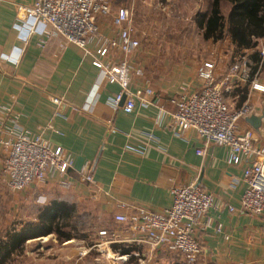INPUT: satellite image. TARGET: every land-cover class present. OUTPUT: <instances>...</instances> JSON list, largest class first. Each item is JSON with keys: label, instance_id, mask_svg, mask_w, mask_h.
<instances>
[{"label": "crops", "instance_id": "crops-1", "mask_svg": "<svg viewBox=\"0 0 264 264\" xmlns=\"http://www.w3.org/2000/svg\"><path fill=\"white\" fill-rule=\"evenodd\" d=\"M26 1L0 0V109L12 108L19 125L32 137H44L53 148L62 147L70 153L75 164H83L81 169L74 166L64 176L34 182L22 191L12 192L3 173L6 156L0 144V185L3 180L14 202L34 197L45 202L44 207L59 202L70 210V223H77L79 213H83L87 220L83 222L89 221L91 226L77 229L72 241L79 238L93 242L100 239V230L108 231L106 240L113 243H104L102 250L110 258L95 252L101 257L89 256L90 263L87 260L74 264H136L134 253L147 257L153 264H183L178 253L163 247L151 249L140 242L141 236L130 225L118 223L115 216L131 215L139 209L163 213L173 205L174 188L194 184L215 196V206L207 213L213 227L196 233L202 247L197 264H264V214L252 216L240 211L246 189L243 170L249 160L241 166L231 165L230 149L217 144L199 155L197 150L204 145L195 131L179 135L172 130V113L177 106L171 100L185 91L201 92L198 65L157 52L153 49L155 44L144 41L143 33L134 24L141 45L127 59L131 66L143 70L145 81L140 84L152 94L147 95L148 103L138 101L134 111L126 113L124 102L119 107L113 103L120 86L103 79L93 63L94 45L84 49L62 36L48 39L42 33L33 34L26 41L22 39V30L29 27V20L19 13L17 6ZM211 3L209 0L207 9L196 13L210 11ZM222 11L229 13L228 2L222 1ZM99 24L101 36H116L111 17L99 19ZM224 41L237 53L248 55L253 65L259 62L264 39L254 49L243 51H237L229 38ZM21 52L18 62L10 60L17 59ZM256 52L257 59L253 57ZM123 57L116 55L117 60ZM237 58L227 65L220 59L207 61L215 62L216 76L222 78ZM260 82L264 84V72ZM224 99L232 110L249 100L256 114H264V93L252 91L249 83L234 86L225 92ZM240 129H252L255 145L264 147V120L260 130H256L244 119ZM86 167L95 184L82 180ZM231 206L236 211L231 212ZM218 224H222L221 232L214 228ZM6 237L7 234L5 238L1 235L0 242ZM118 253L130 256L129 261L118 259Z\"/></svg>", "mask_w": 264, "mask_h": 264}, {"label": "built area", "instance_id": "built-area-1", "mask_svg": "<svg viewBox=\"0 0 264 264\" xmlns=\"http://www.w3.org/2000/svg\"><path fill=\"white\" fill-rule=\"evenodd\" d=\"M17 9L29 20V27L22 30L25 41L33 34L42 33L48 39L62 36L84 49L89 44L94 45L93 63L100 69L102 78L120 86L113 100L115 107L125 99L123 109L132 113L138 101L148 103L147 95L152 92L140 84L145 81V74L141 68L131 66L127 59L141 45L136 37L132 8L114 10L108 0H27ZM108 17H111L115 37L101 36L98 32L99 19ZM118 53L124 55L120 60L116 59ZM19 56L18 53L17 59L10 60L18 62ZM263 72L264 48L260 50L256 65L248 55H241L222 78L216 76L215 62L205 61L197 67V76L203 83L201 92L189 94L185 91L178 99L171 100L177 106L172 113V130L179 135L187 130L195 131L204 145L197 150L199 155H204L210 145L217 144L230 149L231 165L241 166L249 160L243 170L246 189L241 197L240 211L252 216L264 214V147L255 145L252 129H240V122L253 111V105L247 100L240 108L232 110L224 94L241 83H249L252 91L264 93V84L260 82ZM55 101L60 103L59 99ZM0 114V144L6 156L3 173L12 192L22 191L34 182L44 183L57 175L64 176L74 168L75 159L70 153L62 147L53 148L42 136L32 137L19 125L18 115L12 108L3 106ZM82 180L95 184L88 167L82 173ZM172 193L173 205L163 213L139 209L131 215L118 214L115 220L130 225L141 236L139 241L151 249L167 248L178 253L183 264H197L202 247L196 233L213 227L207 213L215 206V196L194 184L176 187ZM229 209L236 211L232 206ZM214 228L221 232L222 224ZM108 236L107 230H100L99 240H78L80 254L97 251L102 257L110 258L109 253L104 256L102 250L104 243H113L111 239L106 240ZM74 242L76 240L65 244ZM116 255L126 262L130 259V256ZM133 255L136 264H153L147 257Z\"/></svg>", "mask_w": 264, "mask_h": 264}, {"label": "rangeland", "instance_id": "rangeland-1", "mask_svg": "<svg viewBox=\"0 0 264 264\" xmlns=\"http://www.w3.org/2000/svg\"><path fill=\"white\" fill-rule=\"evenodd\" d=\"M108 1L114 10L119 7L132 8L134 24L140 30L141 35L143 33L144 41L153 42L152 45L155 44L153 49L161 54L177 56L193 61L197 65L207 60L219 59L224 65H227L229 61L232 62L241 55L228 42L212 43L202 39L201 31L195 22V13L199 9L206 10L209 0ZM156 41L158 43H155ZM19 54L21 56L22 52ZM1 182L0 236L5 238L7 232L13 233L16 230H21L31 223L40 226L38 216L46 203L38 201L37 197L24 199V202H14L9 188L3 180ZM84 217L83 213H79V220L76 224L77 231L82 230V227L87 229L91 226V222H83ZM35 230H37L36 227ZM78 240L79 238L76 239V242L66 245L65 242H60L55 234L40 235L31 238V241L25 242L22 247L13 249L2 264H59L64 262L74 264L84 263L87 260L90 263L88 257L93 255L95 257L96 254L93 253H97V251L82 256Z\"/></svg>", "mask_w": 264, "mask_h": 264}, {"label": "trees", "instance_id": "trees-1", "mask_svg": "<svg viewBox=\"0 0 264 264\" xmlns=\"http://www.w3.org/2000/svg\"><path fill=\"white\" fill-rule=\"evenodd\" d=\"M222 1L230 4L227 15L222 11ZM195 22L205 41L221 42L229 38L237 51L254 49L259 40L264 39V0H212L211 10L197 13ZM258 56V52L253 55L256 59ZM69 215V209L53 202L41 210L40 226L31 223L21 230L7 232L6 239L0 242V264L27 239L49 234H55L60 242L72 239L77 223H70Z\"/></svg>", "mask_w": 264, "mask_h": 264}, {"label": "water", "instance_id": "water-1", "mask_svg": "<svg viewBox=\"0 0 264 264\" xmlns=\"http://www.w3.org/2000/svg\"><path fill=\"white\" fill-rule=\"evenodd\" d=\"M124 100L125 99H123L122 102H124ZM263 117H264L263 113L256 114V110H253L252 112H250L249 115L246 116L245 120H247L256 130H260V128L263 125V120H264ZM82 164L83 163L79 161L77 162V164H75V167L77 169H81Z\"/></svg>", "mask_w": 264, "mask_h": 264}]
</instances>
